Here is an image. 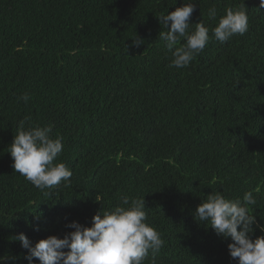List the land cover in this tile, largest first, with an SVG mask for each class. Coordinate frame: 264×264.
<instances>
[{
  "label": "trees",
  "instance_id": "16d2710c",
  "mask_svg": "<svg viewBox=\"0 0 264 264\" xmlns=\"http://www.w3.org/2000/svg\"><path fill=\"white\" fill-rule=\"evenodd\" d=\"M196 2L190 29L203 20L210 39L176 68L157 15L184 0H0V256L15 258L4 264H28L20 233L63 238L73 221L92 226L97 194L111 208L122 193L145 195L164 241L156 264H236L231 239L194 213L213 190H254L264 225V9L244 0L248 31L221 44L211 29L242 0ZM25 116L63 137L67 187L41 190L13 169Z\"/></svg>",
  "mask_w": 264,
  "mask_h": 264
},
{
  "label": "clouds",
  "instance_id": "9594fccd",
  "mask_svg": "<svg viewBox=\"0 0 264 264\" xmlns=\"http://www.w3.org/2000/svg\"><path fill=\"white\" fill-rule=\"evenodd\" d=\"M196 5V0H184L183 6L157 15L167 30L161 31L159 38L172 55L169 67L188 66L209 42V28L203 20L190 29ZM259 9H264V0H260ZM216 17L217 10L213 6L208 10V18L216 20ZM248 21V9L242 0L239 6L227 8L211 31L214 38L224 44L235 35H244ZM142 43L139 38L133 39L137 47ZM29 99L28 93L18 97L25 103ZM63 147V137H53L50 124L42 126L25 116L19 121L7 152L11 154L16 173L38 189L51 190L71 183L72 171L65 163L58 162ZM144 196L122 193L113 207L105 208L102 194H97L95 200L103 207L93 216L91 227L73 221L66 227L74 231L65 233L63 238L51 235L35 245L24 233L15 239L27 250L28 264H34L35 259L39 264H156V254L164 241L149 223ZM201 197L194 218L206 223L225 240L231 239L228 250L232 260L236 264H264V235L253 239L256 228L264 233V225L258 223L251 208L257 204L254 190L235 199L219 190ZM10 259L15 258L0 256V264Z\"/></svg>",
  "mask_w": 264,
  "mask_h": 264
}]
</instances>
